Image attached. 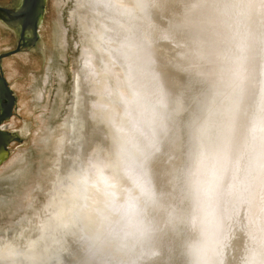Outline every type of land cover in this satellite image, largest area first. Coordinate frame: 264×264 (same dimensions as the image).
Listing matches in <instances>:
<instances>
[{
    "label": "bare ground",
    "instance_id": "obj_1",
    "mask_svg": "<svg viewBox=\"0 0 264 264\" xmlns=\"http://www.w3.org/2000/svg\"><path fill=\"white\" fill-rule=\"evenodd\" d=\"M78 2V16L84 29L86 43L92 47L90 52L94 51L96 54L94 58H98L97 62H100L99 60L102 58L107 60L109 54H111L113 63L108 64L109 68L117 65L122 71L123 60L118 51L121 41L117 35L121 31L120 23L122 21L118 15V10H122V5L131 7L134 0H79ZM217 2L218 0L197 2L195 0H169L160 10L150 8L146 19L143 21L145 28L149 31L157 29L168 34L167 39L157 40L153 43L151 55L155 69L160 74L171 99L175 101L178 92L181 94L177 104V107L180 106V110L176 109L175 112L173 105H170V115L165 121V133L167 134L158 137L159 151H154L147 156L143 160V167L156 198H158L159 189L162 191L163 200L161 203L166 209L169 210V207L182 197L193 202L194 225L187 236L189 242L185 248L189 264H234V255L237 254L238 244L242 240L239 237L238 230L241 232L247 231L245 227L241 230L242 216L250 206V202L252 206L254 193L261 194V189L264 190V79L261 69L255 66V61H252L253 55L257 53H263L262 57H264V26L253 28L254 25L251 24V18H255L251 13L254 9V11H258L256 15L263 19L262 23L264 25V0H240L241 3L238 4H225L231 10H229L230 14L234 13L232 15L238 17L237 19L233 18L232 21L228 20L229 22L223 20L227 11H224L223 7L219 6ZM230 5H233V10ZM243 16H247L245 22L239 19L244 18ZM184 20H210V26L206 25V27L212 33L211 47L203 37L198 41V30L177 31L174 25L180 24ZM100 32L104 33L106 40L112 41L110 45H103L106 51H100L97 48L96 36ZM237 44L240 45L239 50H237ZM192 57L197 60L193 66L194 59ZM257 57L259 56L257 55ZM87 64H89V61ZM208 69L209 71H207ZM79 80H77V99L73 104L68 121L63 126L67 131L60 140L61 151L57 164L62 174V182L69 181L77 190L83 192V189L89 183L88 178H85L87 175L83 172L85 168H83L80 161L81 151L84 149L82 146L84 106L79 95V92L81 93L80 85L82 84ZM39 97L40 95L37 94L38 99ZM198 99L201 101L200 105ZM208 105V113L206 114ZM124 107V105H121L122 112ZM139 115V112L132 110L130 118L135 121L139 118ZM197 115H200V117H197ZM180 116H193L191 118L196 119L193 124L195 127L193 144H190V146L180 136V133L178 134L176 121ZM197 120L199 123H197ZM223 120L229 127L230 133H226L229 131L222 125ZM105 121L106 124H110L107 120ZM129 131L138 134L132 129L131 125H129ZM51 135H54V133H51ZM165 135L168 136L167 139ZM171 135L174 137L178 135L182 139L181 147L184 152L183 165L176 176V198L172 191L173 186L169 184L171 178L169 176L171 171L169 170L174 167L176 163L174 159L177 158L169 138ZM219 140H222V145H220ZM176 143H179L178 140ZM203 151L206 155L199 156L198 165L196 166L195 156L198 152H201L202 155ZM173 157L174 159H172ZM21 160H24V157L15 156L7 168L14 169ZM188 168L189 174L187 172ZM65 170L68 171L65 173ZM55 172L58 173L59 171ZM25 176L21 171H18L8 179L0 180V196L4 192H10L13 184L21 183L22 185ZM55 183H53L54 186H56ZM105 183V180L102 179L100 184L106 188ZM63 185L65 184L63 183ZM75 188L72 190L75 191ZM65 192L67 193V191ZM260 194H258L259 197ZM80 196L82 198L83 194ZM4 200L0 198V210L7 208V202ZM157 201L159 202L160 199ZM121 205L112 202L110 207L113 213L117 212L122 215ZM78 206L80 207L79 203ZM259 207L264 208V191L260 197ZM50 212L52 213V211ZM262 213L261 216L264 215V209ZM61 214L59 215L61 216ZM161 215L166 214L162 213ZM70 216L68 219H70ZM120 220L121 217L118 221ZM69 221L71 222V220ZM63 223L66 226L67 222ZM195 232L199 234L200 239L201 247L198 251H194L193 239ZM254 233H258V237ZM47 234L53 235L52 233ZM251 235L252 237L256 235L255 237L261 239L264 243V228L252 227ZM43 236L47 237L45 234ZM54 237H56L55 234ZM59 239L61 238L59 237ZM172 245L175 246L176 244L174 245L172 242ZM189 249L191 255L187 254ZM165 254L166 251L162 252L159 258L145 257L138 262L164 264ZM88 263L97 264V261H89Z\"/></svg>",
    "mask_w": 264,
    "mask_h": 264
},
{
    "label": "rangeland",
    "instance_id": "obj_2",
    "mask_svg": "<svg viewBox=\"0 0 264 264\" xmlns=\"http://www.w3.org/2000/svg\"><path fill=\"white\" fill-rule=\"evenodd\" d=\"M78 1L79 0H47L43 21L39 30V39L35 46L30 49L25 48L21 53L3 58L1 61L3 77L6 79L7 85L11 88L12 94L15 97L13 113L3 124L8 125V131L14 133L21 138L22 141L14 142L9 145V155L0 163V180L4 181L18 171H21L23 175L26 176L25 180L22 181V185L21 183L13 184L10 192H4V194H2L3 196H0V198L5 199L4 201L7 202V208L0 210V264H27L28 261L15 255V253L18 251H27L29 245L34 246L37 253L40 252L38 247L42 249V247L47 245H57L56 247L60 248L57 255V260L59 262L67 258H79L82 254L77 251L78 246L75 243L76 237L71 234L74 229L69 220L72 221L78 214L88 212L94 220L106 217L109 222L115 225V222L119 220L121 215L117 212L113 213L110 205L112 202L119 205L125 204L128 201L129 194H132V186H130L128 180L122 178L117 167V156L113 139L114 130L110 124H106V119L101 117L97 107L100 101V96L98 95L99 86L89 76V68L85 67L88 65V61L89 64H93L92 66L95 65L94 67H101V64L97 62L98 58H94V56H96L94 51L90 52L92 48L90 44L86 43L85 34L83 32L84 29L82 28L77 11ZM17 2L18 0H0V6L13 7ZM227 3L238 4L240 0H218L217 2L219 6L223 7L224 11H227L226 15L223 14L225 16V19H223L224 21H232L233 18L237 19V16L232 15L234 13L230 14L231 10L225 5ZM231 7L233 10V5H230V8ZM252 16L254 15L252 14ZM243 17L244 18L239 19L245 22L247 16ZM254 17L255 18H251V24L254 25L253 28H258L259 26L262 28L264 26L262 23L263 19H260V16ZM241 25L245 26L244 24ZM18 43L19 37L17 33L0 20V56L14 50ZM257 55L259 57H257ZM262 55L263 53L261 52L253 55L252 61H255V66L261 69L264 79V57H262ZM192 58L194 59V57ZM195 61H197L196 58L192 62V66ZM106 70L113 73V75L121 73L117 65L110 68L109 65H107ZM79 71L80 73H78ZM207 71H209V69ZM77 80L82 83L80 85L81 93L79 92L84 106L82 116V146L86 149H82L80 161L83 168H85L83 172L87 175L85 178H88L89 183L88 186L83 189V192L77 190L69 181H67L69 182L68 184L67 182H62V174L57 164L60 159V140L65 136L67 131L63 126L68 121L73 104L77 99ZM37 94L40 95L39 99L37 98ZM180 95L181 94L178 92L175 101H178ZM198 102L200 105V99H198ZM176 107L177 104H174L173 110H175V112L176 109L180 110V106ZM208 107L209 105L207 106L206 114L208 113ZM118 111L122 113L121 105L118 107ZM94 114L96 117L93 116ZM191 117L193 116H180L176 121L177 130L179 131L178 134L180 133V136L189 143V146L193 144V133L195 132L193 124L196 121V119H192ZM197 117H200V115H197ZM197 123H199L198 120ZM222 125L225 126L224 128H227L228 131L230 130L224 120ZM56 128H58L57 130L59 131L55 130ZM51 133H54L55 136L51 135ZM93 133L96 134L94 135ZM226 133H230V131ZM165 136L167 139L168 136ZM169 138L177 154V158H172L176 163L174 167H171L169 170L171 171L169 175L171 177L169 184L173 186L172 191L176 198V176L182 168L184 152L181 147L182 139L178 137V135H175V137L171 135ZM215 139L216 136L214 137V141ZM175 140H178L179 143H176ZM219 143L222 145V140H219ZM88 146L89 148H87ZM204 155H206L204 151L202 155L201 152L197 153L194 159L196 166L198 165V158ZM15 156L24 157V160H21V162L11 170L9 167L7 168V166ZM55 171L59 172L57 173ZM67 171L65 170V173ZM187 172L189 174V168ZM53 178L56 179V183ZM102 179L106 182V188L100 184ZM53 183H55L56 186H54ZM63 183L65 185H63ZM74 188L76 189L75 191L72 190ZM65 191H67V193ZM69 191L72 192L70 193ZM136 191L138 192L139 189H136ZM160 191L159 189L157 200L160 199L159 202L162 204L161 201L163 200V196L162 191L161 193ZM261 191V194L258 192L254 193L252 206L250 202V206L242 216L240 222V224H242L241 230L245 227L247 231L241 232L238 230L239 237L242 240L241 243L238 244L237 254L234 255V264H249L251 250L258 247L262 242L261 239L257 238L259 232L254 233L257 237H255L256 235H254V237L251 235L252 227L254 228L257 226L260 229L264 228V215L261 216L264 208L262 209V207H259L260 197L264 190L261 189ZM109 193L111 194L109 195ZM82 194L83 196L81 198L80 195ZM258 194H260V197ZM184 200L190 205L187 207V211L183 207ZM192 203V200H186L182 197L169 207V212L175 209L174 216L180 217L179 222H176V231L173 232L171 229L167 231V237L165 239L171 242V245L172 242L174 245L177 242L179 246L189 242L186 241L187 236L190 234L194 225ZM76 206L81 209H78ZM52 208L55 209L53 210ZM80 210L82 213L79 212ZM183 210L185 211L183 212ZM50 211H52V213ZM60 213H62L61 216L59 215ZM69 216L70 219H68ZM63 222H67L66 226ZM68 225L69 227H67ZM47 233H52L53 235H48ZM44 234L47 235V237L43 236ZM54 234L56 237H54ZM172 234H174V236ZM59 237L61 239H59ZM43 238H45L46 241ZM54 240L61 241H59V243H54ZM199 241V234L195 232L193 239L194 251L200 249L201 246ZM175 256H177V252H171L168 261L171 262ZM40 260L41 259H38V262H40ZM260 260H264V256H261ZM260 260L256 261L255 264H260ZM88 262L89 260L87 261V258L84 256V260L77 261V264H89Z\"/></svg>",
    "mask_w": 264,
    "mask_h": 264
},
{
    "label": "clouds",
    "instance_id": "obj_3",
    "mask_svg": "<svg viewBox=\"0 0 264 264\" xmlns=\"http://www.w3.org/2000/svg\"><path fill=\"white\" fill-rule=\"evenodd\" d=\"M168 2L134 0L131 7L122 5V10H118L122 21L121 31L117 33L121 41L118 51L123 60L120 74L113 75L106 70L107 65L113 63L111 54L107 60L101 59V67L86 65L89 76L99 86L97 107L101 117L114 130L117 167L122 178L132 186L128 201L120 206L121 220L116 221L115 226L106 217L92 219L88 212L78 214L71 221L77 251L97 264H138L142 258L155 259L161 257L162 252L173 251L171 242L165 239L166 230L170 228L175 232L174 220L179 222L180 217L174 216L175 209L169 212L157 201L143 167V160L159 150L158 137L166 132L170 105L178 104L166 90L151 55L153 43L168 38V34L157 29L149 31L143 23L150 8L160 10ZM210 24V20H184L174 27L177 31L198 30V41L203 37L211 47L212 33L206 27ZM96 40L100 51H106L103 45L112 43L105 39L103 32L97 33ZM236 47L239 50L240 45ZM120 105L125 106L122 113L118 111ZM132 110L140 114L135 121L130 118ZM129 125L138 134L130 132ZM54 243L59 241L54 240ZM187 254L191 255L190 249ZM15 255L26 261L41 258L31 245L27 251H18ZM261 256H264V243L251 250L249 264H255ZM260 264H264V260H260Z\"/></svg>",
    "mask_w": 264,
    "mask_h": 264
},
{
    "label": "water",
    "instance_id": "obj_4",
    "mask_svg": "<svg viewBox=\"0 0 264 264\" xmlns=\"http://www.w3.org/2000/svg\"><path fill=\"white\" fill-rule=\"evenodd\" d=\"M47 0H18L17 4L13 7L0 6V20L3 21L6 25L14 28L15 32L19 37V43L17 47L9 52H6L4 55L0 56V61L3 58L11 57L13 55L21 53L25 48L30 49L35 46L39 39V30L43 21V16L45 13V6ZM241 3V2H240ZM254 16H258V11H251ZM264 30V29H263ZM22 41H27L26 44H22ZM260 51V50H259ZM259 54V53H258ZM0 70L3 72L1 64ZM1 80L7 85V81L4 77H1ZM11 93V88H8ZM11 100L15 102V97L11 94ZM9 126L3 124V118H0V163L9 155V145L14 142H21V138L16 136L14 133L8 131ZM190 206L184 200V208L187 211V207ZM185 210H183L184 212ZM176 226V221H174ZM186 228V226H185ZM174 236V234H172ZM188 241V239L186 240ZM185 245L179 246V244L173 246L170 245L173 249L172 252H177V256L169 262L170 254L166 252L164 255V264H189L185 254ZM44 248V249H43ZM179 248V249H178ZM40 254V262L38 260L28 261L27 264H77V261L84 260V256L81 255L79 258H67L59 262L58 252L60 248H57L55 245L38 247ZM47 249V252H45ZM88 261V260H87ZM168 261V262H167ZM84 263V262H83ZM82 263V264H83ZM139 263V262H138ZM87 264V263H86ZM139 264H143L139 263Z\"/></svg>",
    "mask_w": 264,
    "mask_h": 264
},
{
    "label": "flooded vegetation",
    "instance_id": "obj_5",
    "mask_svg": "<svg viewBox=\"0 0 264 264\" xmlns=\"http://www.w3.org/2000/svg\"><path fill=\"white\" fill-rule=\"evenodd\" d=\"M6 26L10 27L9 25H6ZM10 28L14 30V28H12V27H10ZM23 43L26 44L27 41H24V42L22 41V44ZM1 61H0V64H1ZM1 77H3V72L0 70V118L2 117L3 122H4L5 120H7L12 115L13 106H14L15 102L11 100L12 92L11 93L9 92L8 85L4 84V82L1 80Z\"/></svg>",
    "mask_w": 264,
    "mask_h": 264
},
{
    "label": "snow or ice",
    "instance_id": "obj_6",
    "mask_svg": "<svg viewBox=\"0 0 264 264\" xmlns=\"http://www.w3.org/2000/svg\"><path fill=\"white\" fill-rule=\"evenodd\" d=\"M165 39H167V37H166ZM158 151H159V150H158Z\"/></svg>",
    "mask_w": 264,
    "mask_h": 264
}]
</instances>
